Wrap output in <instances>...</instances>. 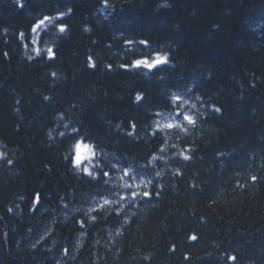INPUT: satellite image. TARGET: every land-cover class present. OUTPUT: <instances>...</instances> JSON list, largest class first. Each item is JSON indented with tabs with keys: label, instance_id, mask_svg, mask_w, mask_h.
Returning a JSON list of instances; mask_svg holds the SVG:
<instances>
[{
	"label": "trees",
	"instance_id": "trees-1",
	"mask_svg": "<svg viewBox=\"0 0 264 264\" xmlns=\"http://www.w3.org/2000/svg\"><path fill=\"white\" fill-rule=\"evenodd\" d=\"M0 264H264V0H0Z\"/></svg>",
	"mask_w": 264,
	"mask_h": 264
},
{
	"label": "snow or ice",
	"instance_id": "snow-or-ice-1",
	"mask_svg": "<svg viewBox=\"0 0 264 264\" xmlns=\"http://www.w3.org/2000/svg\"><path fill=\"white\" fill-rule=\"evenodd\" d=\"M45 19H47V18H45ZM40 23H43V21H41ZM37 26H38V25H37ZM34 30H35V26H34ZM59 31H60V32H64V31H65V26H64V25H60V26H59ZM21 35H22V34H21ZM37 54H39V53H37ZM54 56H55V52H54V50L51 49V48H49V49H48V58H49V59H54ZM166 62H167V61H166L165 59H161V58L158 56V57L155 59V61H154V62H151V63H150L147 59H138V60H135L133 66H134V67H140V66L143 65V66H145V67L148 68V69H153V68H155V67H157V66H159V65H161V64H165ZM93 66H94V65H93ZM122 67H125V68H126L127 65H122ZM140 99H141V97L137 96V100H140ZM176 100H177V102H179V97H176ZM216 111L219 112L220 110H219V109H216ZM183 119H184V121H186L188 124H194V123H195V121L192 119L191 116H184ZM133 127H134V125H133ZM167 127H168L169 129H172V128L175 127V125H173V124H168ZM74 131H75V130H74ZM82 148H83V144H82V142H81V143H78L77 146H76V149H77V151H76V155H75V157L73 158V163H74V165L77 166V167H79V166L81 165V160L83 159V156L81 155V149H82ZM84 151H85L86 153H88L90 150H89V149H84ZM92 156L94 157V153L92 154ZM185 159H188V157H185ZM84 171H85V174H89V175H90V171H89L88 169H85ZM103 175H104V176H108L109 173L104 172ZM125 175H129V173L126 172ZM253 179H255V178H253ZM144 195H145V196H149L150 194H149V193H144ZM35 202H36V203H39V196L36 197ZM81 223H83V222H81ZM192 239H196V237L193 236Z\"/></svg>",
	"mask_w": 264,
	"mask_h": 264
},
{
	"label": "rangeland",
	"instance_id": "rangeland-1",
	"mask_svg": "<svg viewBox=\"0 0 264 264\" xmlns=\"http://www.w3.org/2000/svg\"><path fill=\"white\" fill-rule=\"evenodd\" d=\"M181 104H182V105H185L186 102H184V100H181ZM164 123H166V122H164ZM167 124H173V125H175V126L178 125V124L175 122V120H170V122H168ZM82 144H83V148L81 149V155L83 156V159L81 160V165L87 166V165L89 164V163H88V160L91 161V160L93 159L92 154L94 153V156H95V152L92 150V148H91L89 145H86V144H84V143H82ZM84 149H89L90 151H89L88 153H86V152L84 151ZM76 151H77V149H76ZM137 182H139V181H136V187H137L138 189H140L142 183H137Z\"/></svg>",
	"mask_w": 264,
	"mask_h": 264
}]
</instances>
